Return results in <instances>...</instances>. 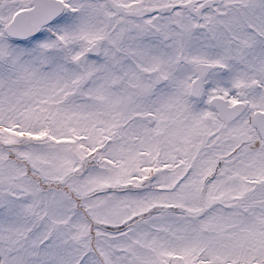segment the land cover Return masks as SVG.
<instances>
[{
  "label": "snow or ice",
  "instance_id": "1",
  "mask_svg": "<svg viewBox=\"0 0 264 264\" xmlns=\"http://www.w3.org/2000/svg\"><path fill=\"white\" fill-rule=\"evenodd\" d=\"M0 264H264V0H0Z\"/></svg>",
  "mask_w": 264,
  "mask_h": 264
}]
</instances>
